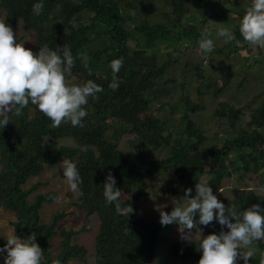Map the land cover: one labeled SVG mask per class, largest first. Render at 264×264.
I'll return each instance as SVG.
<instances>
[{"label": "trees", "instance_id": "trees-1", "mask_svg": "<svg viewBox=\"0 0 264 264\" xmlns=\"http://www.w3.org/2000/svg\"><path fill=\"white\" fill-rule=\"evenodd\" d=\"M209 1L196 0L190 4L189 0H175L171 10L164 12V21L151 23L144 18L131 26L123 8L127 7L131 13L137 9L141 12L136 0H42L43 8L39 15L32 14V5L39 0H0V19H4L12 29L22 21L24 29L37 33L36 45L30 47L34 52L43 44L53 49L58 45L69 46L74 57L70 74L80 73L82 82L93 79L103 87V91L97 94L98 99L90 97L84 106L88 115L83 119V126L73 127L62 122L59 127H53L48 117L35 105L29 104L19 116L10 113V122L0 128V206L15 212L16 235H36V242L43 252L41 264H53L54 261L69 264L73 258L86 262L87 258L86 248L71 243L74 232L64 229L60 232L63 237L61 251L57 258L52 255L51 240L58 234L57 226L67 213H56L47 223H42L40 209L45 202H52L55 192L38 194L31 201L30 194L39 184L28 189L24 187L31 177L43 172L46 163L53 164L59 157L75 163L81 178L78 206L87 215L97 214L100 219L95 247L97 264H149L156 254L159 223L125 210V206H131L128 201L105 204L102 194V183L109 172L115 177L118 190L132 191L136 200L148 187L144 174L136 169L129 151L119 146V137L128 134L138 140L141 151L148 155L150 173L157 168L150 147L154 142L163 145L165 139H170L165 145L168 151L166 159L168 167L175 173L173 184L164 192L171 194H184L188 188L194 193L195 184L202 178L200 175L207 174L209 179L205 182L217 195V189H221L224 180L232 174L226 160L231 152H234L232 160L236 159L245 173L253 169L251 166L258 155L264 158V149H259L264 145V98L251 109L250 119L244 125L240 121L245 108L230 100L218 101L213 117L222 120L220 125H224L226 131H233L221 147L205 144L208 136L202 126L190 117L204 109L205 103L195 102L189 95L181 94L180 104L169 107L175 93L174 86L177 88L179 85L176 82L177 85L172 84L174 79L166 76L168 70L182 63L184 58L180 54L183 50L195 51L202 31H208L214 42L212 33L205 29L212 17L207 8ZM143 3L144 0L140 6ZM248 6L249 0L244 4L233 0L230 9L237 18L231 27L237 40L243 39L239 33V21ZM188 8L192 21L183 25ZM163 47L172 51L158 55V50ZM80 50L89 53L87 61H80L77 57ZM117 58L122 59L117 74L119 86L112 90L108 87L112 80L109 62ZM190 69L195 70L192 75L200 83V94L204 93L201 84L215 98L225 92L227 82L221 86L219 78L206 74L201 63L192 65ZM156 109L167 110L166 115L160 117L156 114L142 122L141 113L152 111L155 114ZM47 137H50V142H47ZM65 137L73 138L77 146L55 148L53 140ZM263 166L264 160L255 171ZM262 173L264 175V171ZM219 199L226 207L235 205L238 210L252 203L264 206V194L246 187L241 188L233 199ZM116 204L121 206V213H117ZM208 226L217 233L222 227L215 219ZM224 230L227 231L226 228ZM253 243L260 251L249 258V264H259L264 240ZM170 252L185 259L199 260L201 256L194 242L174 243ZM237 264H243V260L239 259Z\"/></svg>", "mask_w": 264, "mask_h": 264}, {"label": "rangeland", "instance_id": "rangeland-1", "mask_svg": "<svg viewBox=\"0 0 264 264\" xmlns=\"http://www.w3.org/2000/svg\"><path fill=\"white\" fill-rule=\"evenodd\" d=\"M132 1L133 0H129ZM142 0H136L139 9L132 13L124 7V13L127 16L129 25L133 26L136 22L142 19H148L151 23L164 21V12L171 10V5L175 0H144V3L140 6ZM247 0H240L242 4ZM196 0H189L190 4H194ZM233 6V0H210L207 8L212 14L211 19L205 25V29L212 33L214 38V48L211 53H204L199 50L198 46L194 48V52L183 50L181 57L184 58L182 63L173 65L166 76L172 77L174 80L172 84L179 85L177 88L174 86L175 91L169 102V107L180 104L179 96L181 94L189 95L195 102L205 103V108L190 115L200 126H202L205 134L208 136V140L205 144L210 147L214 144L221 147L224 141L233 133L232 130L226 131V127L222 124V120L213 117L214 109L221 100H230L237 106L245 108V115L242 117L240 124L244 125L250 119V111L252 108H256L262 99L264 98V47L250 44L249 42L237 40L234 35V31L231 28L233 23H236V15L234 11H231ZM185 15L183 25L191 22L189 13ZM186 12V14H187ZM231 13V14H230ZM86 22V21H85ZM84 22V23H85ZM228 28L233 33V39L231 41H225L223 37H218L216 30L218 28ZM16 37L20 41H25V47H35L37 40V33L33 30H26L22 27V21L13 27ZM132 43V42H131ZM133 45V44H132ZM237 47V48H235ZM233 48V49H232ZM172 51L171 48L163 47L158 50V55L168 53ZM80 61L88 60L89 53L86 50H80L77 54ZM167 60L168 55H164ZM189 61V62H187ZM202 64L206 74H211L215 78H219V82L222 86L226 81L227 88L225 92L221 93L218 97H214L209 94L205 85L201 84L203 94L199 93L200 83L194 79V69H190L192 65ZM192 70V71H191ZM191 71V72H190ZM178 78V80H177ZM69 79L72 82H82L83 76L80 73L70 74ZM180 80V81H179ZM177 84H176V83ZM157 113L152 114V111H145L140 114L142 122H146L151 117L159 114L160 117L166 115L167 110L156 109ZM31 113H34L33 108ZM179 114L177 113L176 116ZM111 120V119H110ZM232 132V133H231ZM235 135V134H233ZM47 142H50V137L46 138ZM119 146L129 151L134 160V164L137 170L144 174V178L148 184L143 196L136 200L133 192L121 191V197L118 199L123 202H130L131 206H125V210L134 211L137 216L144 217L148 220H154L159 223V234L157 240V248L155 258L149 262V264H197L196 259H185L180 256H174L171 254L170 249L174 243L184 245L189 241L182 240L180 233L178 232V225L168 224L162 226L160 223V212L158 206H165L164 211H171L173 207L172 198L179 199L183 193L171 194L164 192V189L173 184L174 173L173 169L168 167V151L165 145L170 142V139H165V143L160 145L158 142H154L150 147V154L157 162V168L153 173H150L147 154L142 152L139 147L138 140H135L132 135L125 134L123 137H119ZM135 140V141H133ZM55 148L62 146L76 147L77 143L71 137L57 138L53 140ZM259 149H264V145H260ZM79 154V153H78ZM234 152H231L226 158L231 169V176L226 178L222 185V192L217 194V197H225L233 199L238 191L243 188H251L258 194H264V166L255 171V168L259 166L264 160L261 155L255 158L252 164V168L249 172L245 173L242 166H238L236 159L232 160ZM63 158L59 157L53 164H45V169L38 176L31 177L25 184V188L28 189L32 185L38 183V188L30 194L29 199L34 201L36 195L55 192V196L52 202H45L40 209V218L42 223H47L50 218L59 212L67 213V216L62 219L58 226V234L51 240V251L54 258H57L61 251V242L63 237L60 235L62 229L74 232L71 237V243L79 247L87 249L86 262L73 258L69 264H97L96 261V237L99 232L100 219L97 214L87 215V212L80 208L79 191L73 192L68 188L66 181L63 179V171L60 169L59 162ZM68 159V158H66ZM71 160V159H69ZM1 169V164H0ZM204 181L208 180V175H200ZM200 178V177H199ZM198 178V179H199ZM191 193L190 195H194ZM17 220L15 212L0 206V243H6V237L15 232L16 226L14 221ZM203 229V234L207 235L211 232H215L210 226L198 225ZM195 230H193L194 232ZM18 236V235H17ZM5 237V238H4ZM253 254L259 253V247L253 243L250 245ZM239 260V259H238ZM0 264H3V256L0 255Z\"/></svg>", "mask_w": 264, "mask_h": 264}, {"label": "clouds", "instance_id": "clouds-1", "mask_svg": "<svg viewBox=\"0 0 264 264\" xmlns=\"http://www.w3.org/2000/svg\"><path fill=\"white\" fill-rule=\"evenodd\" d=\"M42 8V0L33 3L32 14L39 15ZM239 33L250 44L264 47V0H249L239 21ZM216 34L226 42L233 39L232 31L226 27L218 28ZM197 46L204 53L212 52L214 42L208 31H202ZM73 66L69 46L58 45L53 49L43 44L34 52L25 47V41L17 39L4 19H0V128L10 122V113L19 116L29 104L48 117L53 127H59L62 122L73 127L83 126V119L88 115L84 106L90 97L98 99L97 94L103 87L93 79L72 82L69 76ZM121 66L120 58L109 62L112 80L108 87L112 90L119 86L117 74ZM59 166L68 188L79 191L81 178L75 163L63 158ZM102 184L105 204H114L121 193L111 172ZM217 190L222 192L220 188ZM191 192L188 188L179 199L173 197L170 212L164 211L165 206H158L161 225H178L180 238L195 243L201 252L197 264H237L238 259L249 264L253 255L250 245L264 240V206L252 203L242 210L235 205L226 207L203 179L195 184V194L190 195ZM115 207L117 213H121V206L116 204ZM214 219L222 226L221 230L204 235L198 225L207 226ZM5 239L6 243L0 246L3 264H41L43 252L34 233L20 237L14 232ZM259 264H264V251L260 252Z\"/></svg>", "mask_w": 264, "mask_h": 264}]
</instances>
